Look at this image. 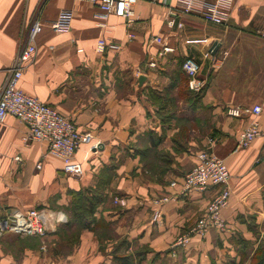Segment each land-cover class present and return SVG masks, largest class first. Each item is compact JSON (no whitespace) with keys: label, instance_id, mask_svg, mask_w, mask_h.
Returning <instances> with one entry per match:
<instances>
[{"label":"crops","instance_id":"crops-1","mask_svg":"<svg viewBox=\"0 0 264 264\" xmlns=\"http://www.w3.org/2000/svg\"><path fill=\"white\" fill-rule=\"evenodd\" d=\"M180 4L143 0L132 22L110 16L103 28L100 9L80 0H0V93L30 24L40 20L37 53L21 87L92 136L74 156L84 168L74 177L46 142L25 141L23 123L9 117L0 125V218L12 210L53 213L43 238L9 233L0 239V264H112L114 255H130L135 264L256 263L264 243V0H232L223 25L182 14ZM171 12L179 13L173 27ZM61 19L69 29L57 33L51 26ZM157 36L175 51L158 57ZM101 38L119 49L98 52ZM186 58L200 64L196 104L183 92ZM254 106H261L260 115L229 114ZM253 121L263 135L236 150ZM202 151L224 159L231 172L226 228L212 227L175 247L221 188L181 194ZM164 196L174 200L158 206ZM94 197L96 231L83 228L64 250L68 237L56 215L70 220L77 199Z\"/></svg>","mask_w":264,"mask_h":264},{"label":"built area","instance_id":"built-area-1","mask_svg":"<svg viewBox=\"0 0 264 264\" xmlns=\"http://www.w3.org/2000/svg\"><path fill=\"white\" fill-rule=\"evenodd\" d=\"M93 4L100 9L99 26L106 28L110 16L126 18L132 22L134 7L143 0H80ZM180 11L182 14H197L202 19L214 25H223L228 19L232 0H180ZM179 14V13H177ZM176 12H171L172 19L168 26L176 25ZM179 28L182 23L177 24ZM51 28L57 32H65L69 25L65 20L54 22ZM43 31L40 20L34 19L29 26L27 39L21 45L17 59L6 84L0 93V125L9 117H13L23 123L28 129L26 142H46L48 152L51 156L59 158L63 162V171L74 177H81L84 168L81 163L74 159L75 154L83 144L90 143L92 136L89 133L80 132L77 125L71 119L60 114L56 109L43 103L37 97L28 95L21 87V80L27 66L33 61L37 53V38ZM154 41L161 45L158 57H164L175 51L164 36H157ZM106 48L118 50L119 46L109 43L101 38L97 44V50L103 53ZM212 53V52H210ZM149 65L157 67V61L151 60ZM182 69L188 79V87L194 92H200L203 88L202 82L197 75L200 64L193 58H186ZM261 106L252 108L231 109L229 114L235 117L243 115H260ZM263 135L258 121H253L240 133L236 150L248 148L257 138ZM94 144L92 149L97 150ZM40 168L41 166L38 165ZM231 172L225 160L208 151L198 154V162L194 169L186 175L181 194H189L192 191H207L211 187H221L209 202L205 214L198 219L191 231L178 239L175 247L186 246L193 235H205L210 228L216 227L220 230L226 228L222 217L223 210L228 206L231 192L229 182ZM172 187L177 183L173 182ZM172 196H165L158 202V206L173 200ZM52 212L45 209H32L29 211L12 210L0 218V239L6 234L15 233L43 238L48 234L49 220ZM59 224H67L68 218L64 213L56 215Z\"/></svg>","mask_w":264,"mask_h":264},{"label":"trees","instance_id":"trees-1","mask_svg":"<svg viewBox=\"0 0 264 264\" xmlns=\"http://www.w3.org/2000/svg\"><path fill=\"white\" fill-rule=\"evenodd\" d=\"M186 84L188 85L187 77ZM183 92L186 93L187 96L189 95L191 104H196L197 102H199V99L202 94V91L197 94V92L189 90L188 86L187 91L183 90ZM184 131H186V129L180 131V135L178 134L179 138L183 137L182 134L184 133ZM97 199L98 197H94L91 200H83L82 198L77 199L73 208L74 217L70 218V220L68 219L67 224H65L63 226L64 228L62 229L63 232H65L66 234V238L68 237L66 241L62 243L63 246H61L64 247V250H71V248L73 247L71 245L78 242L79 231H81L83 228H89L92 231H96V228H94L92 225L96 222L94 212L98 206ZM254 260L256 262L255 264H263L264 243H261L260 248L255 254ZM112 264H135V261L130 255H114Z\"/></svg>","mask_w":264,"mask_h":264},{"label":"rangeland","instance_id":"rangeland-1","mask_svg":"<svg viewBox=\"0 0 264 264\" xmlns=\"http://www.w3.org/2000/svg\"><path fill=\"white\" fill-rule=\"evenodd\" d=\"M208 127H209L208 125L205 126V132H207V129H209ZM199 136H200V134H199ZM164 197H165V196H164ZM162 198H163V197H162ZM159 200H160V199H159ZM159 200H158V201H159ZM173 200H174V199H173ZM173 200H171V201H173ZM158 201H157V202H158ZM171 201H169V202H171ZM165 204H167V203H165ZM21 236L36 237V236H29V235H21ZM38 238H39V237H38Z\"/></svg>","mask_w":264,"mask_h":264},{"label":"water","instance_id":"water-1","mask_svg":"<svg viewBox=\"0 0 264 264\" xmlns=\"http://www.w3.org/2000/svg\"><path fill=\"white\" fill-rule=\"evenodd\" d=\"M216 47H217L216 45L213 46V48H212V50H211L212 53L216 50ZM141 80H143V78H141L140 81H141Z\"/></svg>","mask_w":264,"mask_h":264}]
</instances>
